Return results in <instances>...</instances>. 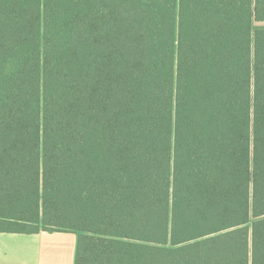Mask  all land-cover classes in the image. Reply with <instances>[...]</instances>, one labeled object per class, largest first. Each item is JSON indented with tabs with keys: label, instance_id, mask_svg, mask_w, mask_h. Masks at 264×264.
<instances>
[{
	"label": "trees",
	"instance_id": "obj_1",
	"mask_svg": "<svg viewBox=\"0 0 264 264\" xmlns=\"http://www.w3.org/2000/svg\"><path fill=\"white\" fill-rule=\"evenodd\" d=\"M264 0H0V232L76 264H264Z\"/></svg>",
	"mask_w": 264,
	"mask_h": 264
},
{
	"label": "crops",
	"instance_id": "obj_2",
	"mask_svg": "<svg viewBox=\"0 0 264 264\" xmlns=\"http://www.w3.org/2000/svg\"><path fill=\"white\" fill-rule=\"evenodd\" d=\"M71 234L0 232V264H76L78 240L71 245L63 237Z\"/></svg>",
	"mask_w": 264,
	"mask_h": 264
},
{
	"label": "rangeland",
	"instance_id": "obj_3",
	"mask_svg": "<svg viewBox=\"0 0 264 264\" xmlns=\"http://www.w3.org/2000/svg\"><path fill=\"white\" fill-rule=\"evenodd\" d=\"M257 28L264 29V23L258 24ZM63 237L66 238L67 241H70L71 245L73 244V242H76L78 240V235H75V234H71V235L63 236Z\"/></svg>",
	"mask_w": 264,
	"mask_h": 264
}]
</instances>
